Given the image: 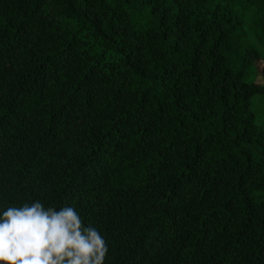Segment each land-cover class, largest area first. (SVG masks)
<instances>
[{
    "label": "trees",
    "instance_id": "16d2710c",
    "mask_svg": "<svg viewBox=\"0 0 264 264\" xmlns=\"http://www.w3.org/2000/svg\"><path fill=\"white\" fill-rule=\"evenodd\" d=\"M37 199L104 264H264V0H0V205Z\"/></svg>",
    "mask_w": 264,
    "mask_h": 264
},
{
    "label": "clouds",
    "instance_id": "9594fccd",
    "mask_svg": "<svg viewBox=\"0 0 264 264\" xmlns=\"http://www.w3.org/2000/svg\"><path fill=\"white\" fill-rule=\"evenodd\" d=\"M107 245L71 205H0V264H104Z\"/></svg>",
    "mask_w": 264,
    "mask_h": 264
},
{
    "label": "rangeland",
    "instance_id": "374dc122",
    "mask_svg": "<svg viewBox=\"0 0 264 264\" xmlns=\"http://www.w3.org/2000/svg\"><path fill=\"white\" fill-rule=\"evenodd\" d=\"M257 67H258V72L261 70V67H262V63L261 62H258V64H257Z\"/></svg>",
    "mask_w": 264,
    "mask_h": 264
}]
</instances>
